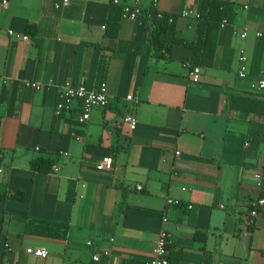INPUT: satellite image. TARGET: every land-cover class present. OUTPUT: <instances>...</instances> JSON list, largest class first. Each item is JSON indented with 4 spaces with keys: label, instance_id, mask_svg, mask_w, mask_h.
<instances>
[{
    "label": "crops",
    "instance_id": "1",
    "mask_svg": "<svg viewBox=\"0 0 264 264\" xmlns=\"http://www.w3.org/2000/svg\"><path fill=\"white\" fill-rule=\"evenodd\" d=\"M3 1L0 264H144L162 230L170 264H264V209L250 215L251 202L264 199L255 180L264 174V116L225 106L229 94L264 99L250 88L264 67V35L256 36L264 31V0H227L234 21L220 28L214 65L200 68L198 83L189 79L188 47L176 44L171 60L157 59L138 20L123 17L117 38L101 23L103 7L84 20L88 2L113 0H69L59 8L62 0ZM151 1L141 0L143 9ZM200 5L158 0L156 9L177 15V37L193 41ZM120 42L135 46L122 52ZM241 57L245 79L238 78ZM67 83H104L109 104L91 110L85 123L76 102L56 116ZM127 113L137 119L135 130L123 121ZM36 158L50 159L58 171H31ZM105 158L111 168L97 170ZM16 191L23 201L8 197ZM29 220L67 224L66 239L24 235Z\"/></svg>",
    "mask_w": 264,
    "mask_h": 264
},
{
    "label": "trees",
    "instance_id": "2",
    "mask_svg": "<svg viewBox=\"0 0 264 264\" xmlns=\"http://www.w3.org/2000/svg\"><path fill=\"white\" fill-rule=\"evenodd\" d=\"M103 7L106 11V19L102 20L107 35L113 38L118 37L120 21L123 18L122 5H97L88 2L85 8L84 20L90 22V14L94 7ZM104 11V12H105ZM152 6L143 9L138 21L141 22L148 32V42L151 47L152 56L157 59L171 60L174 45L182 44L192 51L189 59L191 67L211 68L214 65L217 47V37L221 25L231 24L235 18L234 6L227 0H201L196 29V38L193 41L183 40L176 35L177 15L161 12ZM28 32L35 33L34 25H27ZM135 44L131 42H120L119 50L131 51ZM226 109L243 111L264 116V99L227 95ZM54 167V162L48 158H36L30 162V169L34 172L49 173ZM24 193L21 191L12 192L9 198L18 201L24 200ZM68 232V225L43 220H29L24 227V235L42 236L51 239L65 240ZM170 260V258L168 257ZM170 264V262H169Z\"/></svg>",
    "mask_w": 264,
    "mask_h": 264
},
{
    "label": "built area",
    "instance_id": "3",
    "mask_svg": "<svg viewBox=\"0 0 264 264\" xmlns=\"http://www.w3.org/2000/svg\"><path fill=\"white\" fill-rule=\"evenodd\" d=\"M158 0H152L151 6L156 9ZM3 5H6L7 2L4 0ZM114 4L120 5L118 0H113ZM69 0H62L61 4H57L56 8L60 6H68ZM143 10V6L141 0H134L130 4L122 5V15L130 20L137 21L141 11ZM161 12H159L160 14ZM189 12H183L182 16H188ZM225 24L223 23L221 27ZM10 36L19 38L21 37L23 40H28L27 36H20L13 31L8 32ZM264 35V31L257 32L256 36L258 38ZM246 33L242 34V37H245ZM246 58L241 57L240 59V67L238 70V78L245 79L247 74L246 69ZM201 77V69L198 66L190 67L189 70V79L192 83H198ZM5 83V81H4ZM25 87L40 90L41 85L37 82H25ZM250 88L253 92L257 94H264V67L262 69V75L259 79L252 82ZM109 96L107 93V88L104 83H100L95 89H88L84 85H77L73 83H67L61 90L59 95V101L56 103L54 108V113L56 116H60L62 112L69 110L74 102L79 105L80 115L78 117L79 123H85L90 118V112L94 108H104L109 104ZM127 101H133L132 96L126 97ZM124 123L127 124L130 130H135L137 127V119L132 113H127L123 119ZM180 152H176V156H179ZM112 160L111 158H105L100 164L96 166V169L99 171L109 170L111 168ZM58 171L56 167H53V172ZM256 184L258 187L264 186V174L257 173L255 175ZM138 190L141 189L140 186L137 187ZM168 204L174 205L178 202L175 200H168ZM251 212L250 215L252 217H256L260 214V212L264 209V199L257 198L253 200L250 204ZM191 208V207H189ZM166 219L163 220L166 223ZM91 245V243H88ZM4 248H8V244L3 243ZM27 253L32 254L38 258L45 259L48 256V252L43 249H27ZM105 254H108L105 252ZM169 252H168V235L165 231H161L159 236L155 242V246L152 250V257L149 261L144 264H169ZM98 256H94V260L98 261Z\"/></svg>",
    "mask_w": 264,
    "mask_h": 264
}]
</instances>
